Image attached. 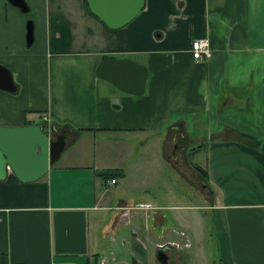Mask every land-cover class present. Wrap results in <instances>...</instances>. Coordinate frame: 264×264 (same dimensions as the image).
<instances>
[{
	"label": "crops",
	"instance_id": "1",
	"mask_svg": "<svg viewBox=\"0 0 264 264\" xmlns=\"http://www.w3.org/2000/svg\"><path fill=\"white\" fill-rule=\"evenodd\" d=\"M24 1L29 17L0 0V67L15 87L0 90V126L39 125L66 145L41 179L0 180V264H159L164 246L168 264H264V153L247 142H264V0H144L116 30L86 0ZM203 38L210 57L196 61ZM106 60L146 68L143 94L99 79ZM193 143L205 163L188 178L207 205L193 210L210 212L215 259L198 245L200 214L194 230L185 214L171 224L174 203L148 193Z\"/></svg>",
	"mask_w": 264,
	"mask_h": 264
},
{
	"label": "water",
	"instance_id": "2",
	"mask_svg": "<svg viewBox=\"0 0 264 264\" xmlns=\"http://www.w3.org/2000/svg\"><path fill=\"white\" fill-rule=\"evenodd\" d=\"M22 13L29 8L24 0H6ZM90 12L109 29H120L129 24L143 9L144 0H86ZM26 45L33 43V24H26ZM98 78L109 82L119 91L140 96L144 91L147 77L146 68L129 60H106L97 72ZM0 90L14 92L9 72L0 67ZM63 135L52 139L39 125L17 128L0 126V180H4L10 170L18 181L31 183L41 179L59 158L65 148ZM171 246L158 249L156 259L159 264H168L167 252ZM114 264H126L117 262Z\"/></svg>",
	"mask_w": 264,
	"mask_h": 264
},
{
	"label": "rangeland",
	"instance_id": "3",
	"mask_svg": "<svg viewBox=\"0 0 264 264\" xmlns=\"http://www.w3.org/2000/svg\"><path fill=\"white\" fill-rule=\"evenodd\" d=\"M24 16L29 17L30 13H24ZM31 22V20H27L26 24ZM25 24V25H26ZM162 135V134H161ZM205 134H190L192 137H203ZM161 137V136H160ZM199 144H190L187 145L188 147L184 149L177 150V158L175 161H172L171 165H162L159 168L158 173H155L154 176V183L149 188V194L153 198L155 204H165L168 206L175 205V209L163 210V214L167 217L168 221L171 222L173 218L177 219L178 217L183 216L184 214L188 216V219L185 220L187 227L189 225L193 227L196 222L194 218V214H200L201 221L203 222L204 229L202 233V238L198 241V245H203L206 250V254L208 259H215L217 255L216 251V236H215V229L213 225V219L211 218L210 212L206 210L202 211H194L193 208L195 206L200 207H207L206 203L204 202L205 197L198 194L194 188V186L189 182L188 178V169L192 170V167H204L205 163V153L204 152H197ZM143 151V149H141ZM136 155V154H134ZM133 155V156H134ZM194 172V171H193ZM170 191L174 192L175 194V202L169 201L167 197V193ZM200 191V188L198 189ZM181 207V208H178ZM182 221V220H181ZM196 227V226H195ZM200 247V246H198ZM197 247H193L192 249L183 250L182 252H187L190 255L194 254V250Z\"/></svg>",
	"mask_w": 264,
	"mask_h": 264
},
{
	"label": "built area",
	"instance_id": "4",
	"mask_svg": "<svg viewBox=\"0 0 264 264\" xmlns=\"http://www.w3.org/2000/svg\"><path fill=\"white\" fill-rule=\"evenodd\" d=\"M190 53L194 60L200 61L203 59H207L210 57V50H209V43L208 40L203 39H197L193 40L190 44ZM44 122H46V117H41ZM115 180L112 179L109 181L110 185L115 184ZM99 264H106L104 261L99 262Z\"/></svg>",
	"mask_w": 264,
	"mask_h": 264
},
{
	"label": "trees",
	"instance_id": "5",
	"mask_svg": "<svg viewBox=\"0 0 264 264\" xmlns=\"http://www.w3.org/2000/svg\"><path fill=\"white\" fill-rule=\"evenodd\" d=\"M247 142L252 145L254 148L259 149L264 153V142L257 141L255 139L247 138ZM199 173H203L199 168H195ZM101 176L108 178V177H113V176H122L123 173L120 170H113V171H104L100 173Z\"/></svg>",
	"mask_w": 264,
	"mask_h": 264
}]
</instances>
